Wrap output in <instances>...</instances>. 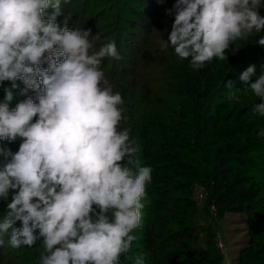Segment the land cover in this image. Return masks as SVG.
<instances>
[{
    "label": "clouds",
    "instance_id": "1",
    "mask_svg": "<svg viewBox=\"0 0 264 264\" xmlns=\"http://www.w3.org/2000/svg\"><path fill=\"white\" fill-rule=\"evenodd\" d=\"M69 2L0 0V84L11 82L0 102V140H20L15 152L0 147V200L7 202L0 246L5 238L15 249L41 241L37 264H120L137 238L131 233L141 223L152 168L141 166L130 128H121L125 101L101 69L105 58L121 59L115 41L96 49L100 33L69 29L71 15L61 27V5ZM262 6V0H176L160 48L171 47L194 70L214 57L227 60L230 45L264 30ZM257 43L264 46V37ZM254 73L250 65L239 80L247 84ZM14 89L26 98L10 108ZM247 90L260 100L251 113L264 116V74ZM134 264H145L144 257Z\"/></svg>",
    "mask_w": 264,
    "mask_h": 264
},
{
    "label": "trees",
    "instance_id": "2",
    "mask_svg": "<svg viewBox=\"0 0 264 264\" xmlns=\"http://www.w3.org/2000/svg\"><path fill=\"white\" fill-rule=\"evenodd\" d=\"M158 13L161 20L167 18L164 11ZM259 14L264 17V6ZM171 20L174 22V16ZM157 30L162 32L160 27ZM261 37L264 30H254L247 40L230 45L240 50L226 53L227 60L214 57L197 70L188 59L178 60L171 47L162 50L159 43L149 45L144 41L142 48L132 46L142 72L129 76L132 71L124 68L120 73L105 75L119 85L114 92H119L125 101L128 119L121 122V128H130L141 166L152 168V181L146 185L142 200L141 223L131 233L137 238L130 251L121 255L120 264H134L137 256H143L145 264H221L213 242L205 243L206 249L191 246L200 232L211 233L197 231L187 217L188 211L197 209L192 196L197 184L205 188L204 208L211 214V222H221L227 214L250 217L255 227L252 248L241 257L240 264H264V137L258 135L264 129V116L253 115L246 101L241 106L242 116L233 119L239 109L223 98L231 90L225 87L228 80L234 82L235 91L241 92L264 74V46L257 43ZM120 41L116 38V47ZM250 65H255L254 77L242 87L239 76ZM128 76L132 82L127 85L124 79ZM235 94L237 98L243 96ZM179 97L192 105L177 104L173 98ZM245 97L252 104L260 102L250 90ZM179 105L189 106L186 111L174 110ZM226 113L229 114L225 116ZM170 135L172 146H177L174 151L165 139ZM19 143L18 138L8 146L15 152ZM1 146H5L2 141ZM3 213L0 203V217ZM15 226L20 227V222ZM5 240V245L0 246V264H28L41 255H28L41 241L31 248L15 249Z\"/></svg>",
    "mask_w": 264,
    "mask_h": 264
},
{
    "label": "rangeland",
    "instance_id": "3",
    "mask_svg": "<svg viewBox=\"0 0 264 264\" xmlns=\"http://www.w3.org/2000/svg\"><path fill=\"white\" fill-rule=\"evenodd\" d=\"M175 2L176 0H163L162 3H160L159 0H70L66 5L62 3V15L58 17L57 22L63 27L64 16L71 15V19L67 24L69 29H74L75 27L91 29L93 35L99 32L102 42H100L101 40L95 42L96 49H98L101 44L106 43L108 39L114 40L115 43L116 38L121 40L117 47L121 59L115 60L105 58L102 61L101 69H103L105 75H108L113 71H118L120 73L122 69L129 68L132 71V73L129 74V76H131L135 73L142 72L140 66L136 65L138 57L136 53L133 52L134 50L132 49V46L142 48L146 41L149 45L154 44V41L157 44L163 36L165 37V34L168 35V33L171 32L173 21L171 20L172 16L167 14V9L172 8ZM160 10L166 13L167 18L165 20H161V17H159L161 14L158 13V11L160 12ZM52 11L51 8L47 10L48 13H51ZM158 27L162 30L161 33L157 30ZM124 47H126V49ZM129 48L131 49L129 50ZM239 50L240 48L236 45L233 49L230 47L226 53H236ZM43 67L47 66L44 65ZM131 78L132 77L124 79L127 85L132 82ZM109 81L111 82L110 79ZM17 83L20 84L21 88L23 87L21 82L19 83L17 81ZM111 83L114 86V90L119 87L114 81ZM10 85L11 82L0 84V102L4 101V88L10 87ZM239 85L246 87L248 84L241 81ZM155 88L156 85L153 84L152 89ZM229 92L233 95V99L230 100L232 106L235 105L239 109L233 116V119H237L243 114V108L241 107L243 103L246 104L247 101L248 107H252L253 104L251 100L248 101L245 97L247 91L239 92L234 89L228 90L223 95L224 99L228 100ZM13 93L14 98L10 103V108H15L17 103L26 98L25 96L19 95V89H14ZM235 93H242L243 96L237 98ZM28 95L35 98V93L31 90H29ZM173 99L177 104L192 105V102H188L186 99L180 97ZM197 99L198 97H196V100ZM189 105H179V107H176L174 110L180 109L186 111V106ZM228 114L229 113H226L225 116ZM249 117L253 116L250 115ZM245 119H247L246 115L244 116V120ZM165 139H168L166 142L169 148L174 151L173 149L177 146H172V135H170V138ZM0 141H2L6 147H10L8 146V141ZM192 196L193 201L197 203V209L196 211H188L187 217L192 221L193 227L197 229V231H209L206 233H210L211 231V233L204 234L200 232L195 236V242L191 246L198 249H206L204 246L205 243L213 242L215 244L213 249H215L220 256L221 264H240L241 257L252 248V235L255 227L254 224H252L250 217L245 214H227L223 221L214 223L212 220L211 222V214H207L205 212L207 209L204 208L206 202L205 188H202L197 184ZM0 203L1 210L4 212L7 202L0 200ZM212 235L214 237H212ZM34 247L35 249L31 250L28 255L30 256L33 254L32 256H35L36 258V254L40 255L41 252H43V247L42 244H38ZM39 258L36 259L39 260ZM38 260L27 263L37 264Z\"/></svg>",
    "mask_w": 264,
    "mask_h": 264
}]
</instances>
